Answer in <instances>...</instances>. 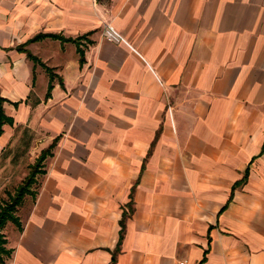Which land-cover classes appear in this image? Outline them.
Listing matches in <instances>:
<instances>
[{
	"label": "crops",
	"instance_id": "crops-1",
	"mask_svg": "<svg viewBox=\"0 0 264 264\" xmlns=\"http://www.w3.org/2000/svg\"><path fill=\"white\" fill-rule=\"evenodd\" d=\"M0 98L4 264H264V0H0Z\"/></svg>",
	"mask_w": 264,
	"mask_h": 264
},
{
	"label": "trees",
	"instance_id": "trees-1",
	"mask_svg": "<svg viewBox=\"0 0 264 264\" xmlns=\"http://www.w3.org/2000/svg\"><path fill=\"white\" fill-rule=\"evenodd\" d=\"M47 37V35H39L36 36L33 40H38L40 38ZM48 37L52 38H60L54 35H49ZM61 39V38H60ZM81 53V52H80ZM4 100L0 98V135L2 134V126L4 124H12V119L7 118L3 113V104ZM43 155H41L35 162L33 166H31L30 172L27 177L23 180V182L16 188L14 195H10L8 200L0 205V264H4L3 256L9 257L10 250L4 248L5 239L1 233V230L4 228L7 222H11L19 228L18 219L14 216L15 209L20 206L23 201V198L26 195H30V188L34 182V178L36 174L40 171L41 162L43 160ZM114 262V259L110 264Z\"/></svg>",
	"mask_w": 264,
	"mask_h": 264
},
{
	"label": "rangeland",
	"instance_id": "rangeland-1",
	"mask_svg": "<svg viewBox=\"0 0 264 264\" xmlns=\"http://www.w3.org/2000/svg\"><path fill=\"white\" fill-rule=\"evenodd\" d=\"M103 30H105V28ZM102 33H104V31H102ZM102 36L104 38L103 34H102ZM5 165H6V168L5 169L3 168V170L0 171V205H2L4 202H6L10 195H14V192L16 190L15 186L17 184L16 182L18 181L17 178L11 177V172L13 171L12 170L13 166L9 165V164H5ZM16 210H17V208L14 211V216L15 217H16ZM4 248H5V245H4ZM5 257L6 256H3V259Z\"/></svg>",
	"mask_w": 264,
	"mask_h": 264
},
{
	"label": "built area",
	"instance_id": "built-area-1",
	"mask_svg": "<svg viewBox=\"0 0 264 264\" xmlns=\"http://www.w3.org/2000/svg\"><path fill=\"white\" fill-rule=\"evenodd\" d=\"M104 38L106 41H117V40H121V37L118 33H116L111 27H106L104 30ZM179 264H184V263H179Z\"/></svg>",
	"mask_w": 264,
	"mask_h": 264
}]
</instances>
